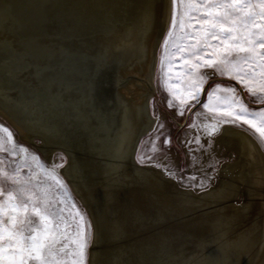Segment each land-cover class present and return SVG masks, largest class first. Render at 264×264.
<instances>
[{
	"label": "bare ground",
	"instance_id": "obj_1",
	"mask_svg": "<svg viewBox=\"0 0 264 264\" xmlns=\"http://www.w3.org/2000/svg\"><path fill=\"white\" fill-rule=\"evenodd\" d=\"M170 15L171 0H0V114L48 159L65 151L92 220L88 264H264L251 134L218 127L236 160L199 192L135 158Z\"/></svg>",
	"mask_w": 264,
	"mask_h": 264
},
{
	"label": "snow or ice",
	"instance_id": "obj_2",
	"mask_svg": "<svg viewBox=\"0 0 264 264\" xmlns=\"http://www.w3.org/2000/svg\"><path fill=\"white\" fill-rule=\"evenodd\" d=\"M177 28L197 37L190 47H174V51L180 54L177 59L183 62L187 73L194 77L187 85L191 91L183 92L171 86L168 88L173 101L181 106V115L190 106L189 101H198L203 90L205 75L199 70L212 69L221 75L233 77L242 90L256 98L261 107L256 111L250 110L234 87L221 88L219 85L208 93V99L212 101L215 98L219 101L221 97L217 93H226V103L223 106L205 104L204 107L218 121L231 123L242 129L247 127V130L257 134L260 143L264 144V0H258L257 3L250 0H172L171 24L162 47L167 48ZM189 28L195 31L189 33ZM206 47L212 49L208 56L197 55L204 52ZM168 63L171 66L173 61L169 60ZM173 101L169 102L170 106ZM156 127L162 129L163 124H157ZM0 128L7 134L6 137H0V151L14 155L28 154L26 147L16 144L13 133L7 127ZM205 130L207 135L213 136L219 131L218 124H206ZM163 143L168 144L170 141L164 139ZM196 143L199 144V139ZM153 151H156L155 145ZM32 159L37 161L35 156H32ZM139 160L141 163L149 162L143 156H140ZM37 167L46 178L63 187L56 176L57 165H52L49 169L37 161ZM0 174L14 184L21 183L19 167L15 169L14 175H9L5 170H0ZM19 192V197L9 192L4 203L0 204V264H52L51 258H54L58 244L62 245L60 253L73 257L72 264H84L90 234L86 231L85 217L80 211L77 209L75 213L79 217V223L74 238L69 242L67 232L71 225L64 223L61 231L60 223L63 221L53 223L50 219L53 214L48 211L46 191L44 208L37 206L39 197L33 199L36 193L30 189L22 187ZM25 196L27 200L23 199ZM28 201L32 205L31 215L38 218V223H34L28 215ZM87 227L90 228V225ZM73 246L75 250L69 251ZM56 264L60 262L57 261Z\"/></svg>",
	"mask_w": 264,
	"mask_h": 264
},
{
	"label": "rangeland",
	"instance_id": "obj_3",
	"mask_svg": "<svg viewBox=\"0 0 264 264\" xmlns=\"http://www.w3.org/2000/svg\"><path fill=\"white\" fill-rule=\"evenodd\" d=\"M206 2H230V0H206ZM252 3H257L258 0H250ZM247 11V10H246ZM259 11V9H256ZM172 19V0H171V15L168 22V26L162 34L161 40L157 47V61L154 71V93L149 100V110L152 116L155 117V126L145 133L137 146L135 158L141 165L156 166L162 172L164 176L172 179L178 186L186 189H194L196 191H202L210 187L213 183L211 180L215 179L220 169L228 163L230 167H233V162L236 160V141L224 142L219 140V131L213 136L206 134V124H218V127H226L231 129H242L231 123H224L218 121L214 115L204 107L205 104L223 106L226 101L224 97L226 93H217L221 97L219 101L213 98L212 101L208 99V93L214 90L218 85L221 88L234 87L239 97L247 104L250 110L256 111L260 109V105L257 103L256 98L248 95V93L242 90L241 85L237 81L228 75H221L219 72H215L212 69H200L199 71L205 75V83L202 86L203 90L199 94L198 101H189V105L183 114L181 115L178 102L173 101L171 93L168 91L169 86L173 89L179 88L183 92L191 91L188 88V82L193 79L190 74L187 73L186 67L182 61H179V53L174 51L175 46L190 47L197 37L188 35L177 28L173 37L169 40L167 48L162 47L166 33L169 30ZM259 23V17H257ZM195 29L189 28L188 32L191 33ZM212 49L205 48L204 52L197 53V55L208 56ZM189 59V57H185ZM164 61L162 64L161 61ZM172 60L171 66L168 61ZM259 69H257V72ZM166 80L168 83H166ZM173 101L170 106L169 102ZM157 124H163L162 129L156 127ZM0 126L7 127L14 136V140L17 145L26 147L29 152L25 154H11L0 151V170H5L9 175L15 174V169L20 168V184H14L8 181L0 174V204L4 203L9 192L14 195H20V188L30 189L31 192L36 193L33 199H37V206L44 208L45 191L47 193V206L48 211L53 215H50V219L53 223L61 222V231L64 228V223L71 225L68 229L67 236L70 242L75 235L77 224L79 223V217L75 215L77 209L85 217L86 231L90 234L88 247L86 249L84 264H88L89 249L92 240V225L89 221L85 205L72 189L67 178L61 172V168L66 164L67 157L63 151H54L52 158L48 159L44 154L37 142L38 138H35V142H30L15 129L16 127L7 120L2 114H0ZM249 134H251L260 145L264 152V144L260 143L259 137L255 133H250L247 127L243 128ZM6 133L0 128V137H6ZM164 139H168L170 143H163ZM199 139V144L196 140ZM6 143V141H5ZM228 143V144H227ZM153 145L156 147V151H153ZM39 147V148H38ZM17 151H19L17 149ZM32 156L37 157V161L43 164L45 168H51L52 165H57L56 176L62 183L60 184L52 181L44 175L42 170L37 167V161L32 159ZM143 156L146 161L141 163L139 157ZM205 175V177H201ZM195 177L193 180L192 178ZM197 178L199 181H197ZM27 181L28 183H24ZM178 181V182H177ZM198 191V192H199ZM235 199H239L237 190L234 196ZM27 200V197H23ZM29 203V217L34 223H38V218L31 215V202ZM75 205V207H73ZM90 225V228L87 226ZM62 245L56 246V254L54 258H51L52 264H56L57 261L60 264H72L73 257L60 253L59 249ZM74 246L69 251H74ZM30 264H36V262H30Z\"/></svg>",
	"mask_w": 264,
	"mask_h": 264
},
{
	"label": "water",
	"instance_id": "obj_4",
	"mask_svg": "<svg viewBox=\"0 0 264 264\" xmlns=\"http://www.w3.org/2000/svg\"><path fill=\"white\" fill-rule=\"evenodd\" d=\"M54 151H59V150H53L52 152H54ZM63 153H64V155H66L65 154V151H63ZM53 154V153H52ZM85 210H86V212H87V215H88V218H89V221H90V223H91V225H92V220H91V218H90V215H89V212H88V210L86 209V207H85ZM112 261H110L109 263H111Z\"/></svg>",
	"mask_w": 264,
	"mask_h": 264
}]
</instances>
